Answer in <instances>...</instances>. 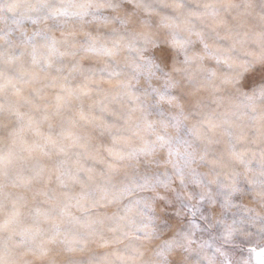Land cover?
<instances>
[{
	"label": "snow or ice",
	"instance_id": "6c2138e0",
	"mask_svg": "<svg viewBox=\"0 0 264 264\" xmlns=\"http://www.w3.org/2000/svg\"><path fill=\"white\" fill-rule=\"evenodd\" d=\"M0 264H264V0H0Z\"/></svg>",
	"mask_w": 264,
	"mask_h": 264
}]
</instances>
